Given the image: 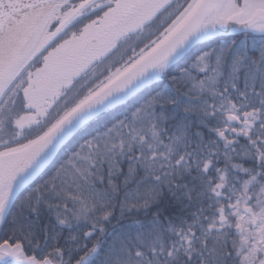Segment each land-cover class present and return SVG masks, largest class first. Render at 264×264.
Returning a JSON list of instances; mask_svg holds the SVG:
<instances>
[{"label":"snow or ice","instance_id":"snow-or-ice-1","mask_svg":"<svg viewBox=\"0 0 264 264\" xmlns=\"http://www.w3.org/2000/svg\"><path fill=\"white\" fill-rule=\"evenodd\" d=\"M0 264H264V0H0Z\"/></svg>","mask_w":264,"mask_h":264}]
</instances>
